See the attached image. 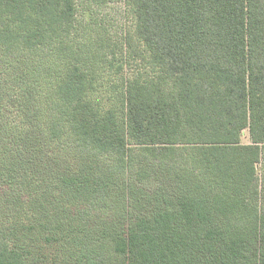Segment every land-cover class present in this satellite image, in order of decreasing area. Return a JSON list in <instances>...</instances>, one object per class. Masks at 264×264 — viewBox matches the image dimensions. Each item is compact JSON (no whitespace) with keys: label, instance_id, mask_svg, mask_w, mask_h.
Returning <instances> with one entry per match:
<instances>
[{"label":"trees","instance_id":"1","mask_svg":"<svg viewBox=\"0 0 264 264\" xmlns=\"http://www.w3.org/2000/svg\"><path fill=\"white\" fill-rule=\"evenodd\" d=\"M117 1L0 0V264H264V0Z\"/></svg>","mask_w":264,"mask_h":264},{"label":"rangeland","instance_id":"2","mask_svg":"<svg viewBox=\"0 0 264 264\" xmlns=\"http://www.w3.org/2000/svg\"><path fill=\"white\" fill-rule=\"evenodd\" d=\"M124 11H125L124 6L119 0L117 2L109 3L108 7L104 10V14L108 18H110V20L113 22V25H115V26H117V28H119L123 25V23L126 22V20H125L126 13ZM243 142H247L246 136L243 137ZM258 169H259L258 173H260V167ZM21 215H23V212ZM21 215L19 214V216L16 218L12 217L9 220V223L7 221V223H5V224H8V227L9 226H16L17 221L22 218V217H20ZM16 235H17V233H16ZM18 235H19V233H18ZM38 241L40 242V244L36 243L37 246H32L30 248H27L26 253L30 255V258L38 259L40 261V264H54L53 261H51V257H50V253H49L50 251L42 246V245H47L48 241H46L44 236H42V238L40 237V239H38ZM55 264H65V262H63L62 260H60V261L58 260L55 262Z\"/></svg>","mask_w":264,"mask_h":264}]
</instances>
